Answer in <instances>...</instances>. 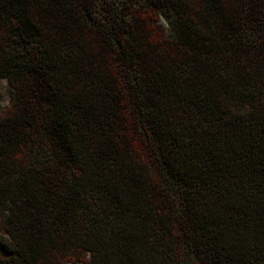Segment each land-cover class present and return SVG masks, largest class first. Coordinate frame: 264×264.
Wrapping results in <instances>:
<instances>
[{"label":"trees","instance_id":"obj_1","mask_svg":"<svg viewBox=\"0 0 264 264\" xmlns=\"http://www.w3.org/2000/svg\"><path fill=\"white\" fill-rule=\"evenodd\" d=\"M0 79V264H264V0H0Z\"/></svg>","mask_w":264,"mask_h":264},{"label":"rangeland","instance_id":"obj_2","mask_svg":"<svg viewBox=\"0 0 264 264\" xmlns=\"http://www.w3.org/2000/svg\"><path fill=\"white\" fill-rule=\"evenodd\" d=\"M162 29L166 32L167 26L163 20L160 21ZM7 83L5 80L0 79V113L8 105V92H7Z\"/></svg>","mask_w":264,"mask_h":264}]
</instances>
